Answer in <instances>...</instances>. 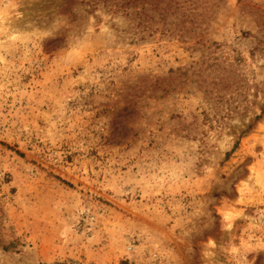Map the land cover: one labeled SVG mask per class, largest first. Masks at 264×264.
I'll return each mask as SVG.
<instances>
[{"label":"rangeland","instance_id":"1","mask_svg":"<svg viewBox=\"0 0 264 264\" xmlns=\"http://www.w3.org/2000/svg\"><path fill=\"white\" fill-rule=\"evenodd\" d=\"M0 264H264V0H0Z\"/></svg>","mask_w":264,"mask_h":264}]
</instances>
